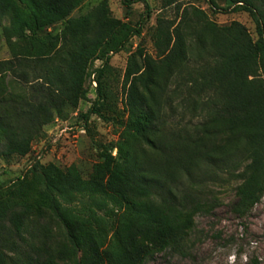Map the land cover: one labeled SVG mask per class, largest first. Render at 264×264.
Wrapping results in <instances>:
<instances>
[{"label":"trees","instance_id":"trees-1","mask_svg":"<svg viewBox=\"0 0 264 264\" xmlns=\"http://www.w3.org/2000/svg\"><path fill=\"white\" fill-rule=\"evenodd\" d=\"M85 1L0 0L12 53L0 60V158L30 154L46 126L87 99L92 74L96 98L81 114L85 126L111 108L112 56L142 36L152 8L123 0L127 10L145 2L135 23L114 17L110 0L73 16ZM206 1L215 12H248L256 36L238 21L218 25L197 6L164 0L161 10L175 5L177 19L157 15L155 54L129 51L128 117L90 176L37 161L0 185V264H144L167 250L188 256L195 216L215 205L207 184L239 181L232 210L241 218L262 199L264 0ZM51 222L64 230L62 244L49 235ZM32 224L38 244L25 237Z\"/></svg>","mask_w":264,"mask_h":264},{"label":"rangeland","instance_id":"rangeland-1","mask_svg":"<svg viewBox=\"0 0 264 264\" xmlns=\"http://www.w3.org/2000/svg\"><path fill=\"white\" fill-rule=\"evenodd\" d=\"M100 1L86 0L73 16L88 12ZM147 2L152 8V17L145 21L142 36L132 40L129 50L112 56L113 75L110 85L115 98L111 101V108H106L103 112L105 118L92 115L87 128L81 116L88 112L96 98L97 81L96 75L92 74L88 81L87 99L82 100L74 112L65 115L64 118L57 117L54 122L46 126L44 137L33 143L30 154L0 158V185L6 186L23 176L37 161L43 164L53 162L63 170L76 165L84 177H89L94 165L101 161L103 146L118 142L124 129L123 123L128 117L124 108L122 81L129 51L143 46L149 54H155L152 33L157 25V15L163 13L170 19H177L175 5L161 10L164 0H147ZM180 2L185 6L194 5L203 9L218 25L238 21L256 36V26L248 12H215L206 0H180ZM227 5L228 2L222 4L224 7ZM110 10L114 17L135 23L145 13L146 7L145 2L139 1L127 10L123 0H110ZM4 24H9V20L5 19ZM11 57L12 53L0 28V60ZM101 63V60H97L91 70L99 67ZM183 117L184 122L190 119V115ZM116 154L117 150H114L113 155ZM239 183L237 180L210 182L203 188L205 194L215 201V205L208 212H200L195 216V225L187 241L188 256L167 250L149 257L144 264H255V262L264 264V196L249 215L241 218L232 210ZM78 207L85 210L81 204ZM104 212L97 210L98 215L101 216L105 215ZM106 219L110 229L113 230L114 220ZM33 222L34 220L30 223ZM32 226L33 224L29 226L28 231H25V237L30 242L38 244V238L33 240ZM34 233L39 234V238L43 236L37 231ZM48 233L56 243L64 242V230L57 223L49 224ZM10 255L14 257L16 254L12 252Z\"/></svg>","mask_w":264,"mask_h":264}]
</instances>
